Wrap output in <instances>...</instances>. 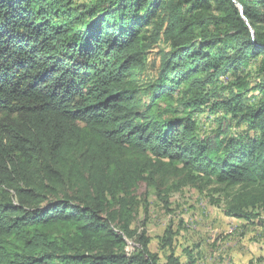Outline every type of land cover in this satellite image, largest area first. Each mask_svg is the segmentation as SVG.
<instances>
[{
	"label": "trees",
	"instance_id": "trees-1",
	"mask_svg": "<svg viewBox=\"0 0 264 264\" xmlns=\"http://www.w3.org/2000/svg\"><path fill=\"white\" fill-rule=\"evenodd\" d=\"M235 1L0 0V264H196L133 228L140 184L264 226V0Z\"/></svg>",
	"mask_w": 264,
	"mask_h": 264
},
{
	"label": "rangeland",
	"instance_id": "rangeland-1",
	"mask_svg": "<svg viewBox=\"0 0 264 264\" xmlns=\"http://www.w3.org/2000/svg\"><path fill=\"white\" fill-rule=\"evenodd\" d=\"M89 1L76 0L77 3ZM163 50L167 51V47L160 43L148 54L144 80L155 76ZM199 118L203 132L214 129L212 117L205 119L202 115ZM134 195L140 209L133 228L139 233L145 230L153 252L158 250L165 229L171 226L176 232V254L182 255V250H189L196 264H264V226L224 216L220 207L212 205V200L220 199L211 189L200 193L186 187L171 194L167 202H162L140 184ZM259 215L264 221V212ZM129 244L128 252H131L133 243Z\"/></svg>",
	"mask_w": 264,
	"mask_h": 264
},
{
	"label": "water",
	"instance_id": "water-1",
	"mask_svg": "<svg viewBox=\"0 0 264 264\" xmlns=\"http://www.w3.org/2000/svg\"><path fill=\"white\" fill-rule=\"evenodd\" d=\"M233 2H234V4L237 6V8L239 9V11H240V13H241V15H242V8H241V6L235 1V0H233ZM252 32V31H251Z\"/></svg>",
	"mask_w": 264,
	"mask_h": 264
}]
</instances>
